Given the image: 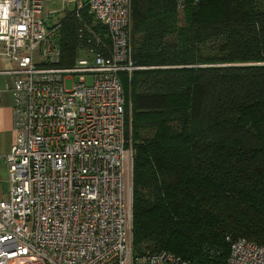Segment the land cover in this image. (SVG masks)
<instances>
[{
  "label": "trees",
  "instance_id": "obj_1",
  "mask_svg": "<svg viewBox=\"0 0 264 264\" xmlns=\"http://www.w3.org/2000/svg\"><path fill=\"white\" fill-rule=\"evenodd\" d=\"M61 21L71 65L78 20ZM129 42L134 252L223 264L230 240L264 245V0H131Z\"/></svg>",
  "mask_w": 264,
  "mask_h": 264
},
{
  "label": "built area",
  "instance_id": "obj_2",
  "mask_svg": "<svg viewBox=\"0 0 264 264\" xmlns=\"http://www.w3.org/2000/svg\"><path fill=\"white\" fill-rule=\"evenodd\" d=\"M43 6L0 0L15 131L0 264H192L132 246L134 148L120 78L140 68L130 59L131 0L74 1L79 55L71 65L60 64L62 21L49 23ZM223 264H264V245L230 240Z\"/></svg>",
  "mask_w": 264,
  "mask_h": 264
},
{
  "label": "crops",
  "instance_id": "obj_3",
  "mask_svg": "<svg viewBox=\"0 0 264 264\" xmlns=\"http://www.w3.org/2000/svg\"><path fill=\"white\" fill-rule=\"evenodd\" d=\"M72 1L74 2V0ZM9 66L11 64L0 58V199L6 197L8 190V170L5 154L9 151L15 137L11 91L14 76L3 72Z\"/></svg>",
  "mask_w": 264,
  "mask_h": 264
},
{
  "label": "rangeland",
  "instance_id": "obj_4",
  "mask_svg": "<svg viewBox=\"0 0 264 264\" xmlns=\"http://www.w3.org/2000/svg\"><path fill=\"white\" fill-rule=\"evenodd\" d=\"M73 8H74V2L73 1L71 2V0H44L43 9H44V13L49 15V19H48L49 23L54 21H60L62 17L65 16L67 10L70 11ZM121 77L122 79L125 78V74L122 73ZM125 79L127 80V78ZM126 88H127V84H126ZM130 116H131V112H130Z\"/></svg>",
  "mask_w": 264,
  "mask_h": 264
}]
</instances>
